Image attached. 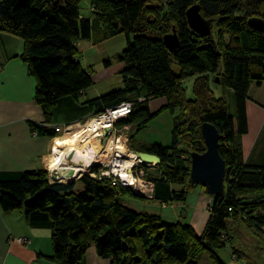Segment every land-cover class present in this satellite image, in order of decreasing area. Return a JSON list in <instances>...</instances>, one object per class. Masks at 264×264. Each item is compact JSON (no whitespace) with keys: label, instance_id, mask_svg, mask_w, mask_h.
I'll use <instances>...</instances> for the list:
<instances>
[{"label":"trees","instance_id":"1","mask_svg":"<svg viewBox=\"0 0 264 264\" xmlns=\"http://www.w3.org/2000/svg\"><path fill=\"white\" fill-rule=\"evenodd\" d=\"M80 1L0 0V32L22 40L20 59L36 81L33 99L44 121H29V126L36 134L57 137L53 126L48 127L53 109L63 99L77 100L92 86L90 72L79 62V41L132 35L117 56L123 87L82 105L96 116L134 102L131 114L115 127L135 125L136 131L162 111L173 115L169 145L139 150L160 160L152 173V166L139 164L153 185L152 195L145 198L111 179L99 180V166L68 183L51 182L43 169L0 172V209L21 210L31 227L48 230L52 254L45 258L56 264H82L91 247L110 264H198L202 252L209 254L211 264H223L217 250L226 245L234 260L264 264V166L246 164L240 145L248 130L249 89L264 82V33L248 25L250 18L264 19V0H90L92 18L81 16ZM194 5L212 21L207 37L187 25L185 13ZM172 32L179 46L170 52L162 38ZM187 79H193L190 99L183 86ZM211 83L231 93V105L225 96L215 97ZM150 99L165 104L152 113ZM202 124L218 132L225 173L224 192L211 197L201 235L191 226L126 207L125 197L162 208L184 203L200 187L189 183V154L206 150ZM229 222L249 228L262 244L239 246L235 231L228 233Z\"/></svg>","mask_w":264,"mask_h":264},{"label":"crops","instance_id":"2","mask_svg":"<svg viewBox=\"0 0 264 264\" xmlns=\"http://www.w3.org/2000/svg\"><path fill=\"white\" fill-rule=\"evenodd\" d=\"M88 42L92 44V41ZM22 52L23 42L18 36L0 32V172H26L41 169L47 171L46 159L53 142L52 138L36 134L29 126V121L43 123L44 116L41 108L34 102L36 81L29 74L26 64L20 59ZM110 64L104 62V67ZM122 68L121 63L116 64L114 71L119 73ZM99 73H101L99 82H96L95 77L91 75L92 88L105 82L106 76H111L105 71ZM263 86L264 82L260 86L253 84L249 89V99L245 107L248 130L240 137L243 159L246 164L254 166H264ZM91 87L77 100L63 99L53 109L48 127H66L94 117L93 109L82 104L103 94H100L98 89L90 91ZM229 94L231 96V93ZM160 101L161 104L160 102L153 104L158 101L148 100L150 112L158 111L165 104L163 99ZM172 125L173 115L168 111H162L139 131H136L135 125L120 127V131L124 140L129 137L130 148L138 153L142 147L152 144L168 146ZM149 185L152 195L153 185L151 183ZM197 200L208 208L211 197L202 188L197 187L189 193L185 203H194ZM173 205L162 208L158 203L150 200H135L132 203L135 211L158 215L164 222L170 224L175 223ZM205 224L206 222L203 224V230ZM190 226L195 231V226L191 224ZM196 235L201 234L196 233ZM17 237L25 238L27 244L15 243L13 239ZM51 254L48 230L31 227L21 210L3 212L0 209V264H56L45 258ZM82 264L110 263L108 260L99 258L95 249L91 247L86 251Z\"/></svg>","mask_w":264,"mask_h":264},{"label":"rangeland","instance_id":"3","mask_svg":"<svg viewBox=\"0 0 264 264\" xmlns=\"http://www.w3.org/2000/svg\"><path fill=\"white\" fill-rule=\"evenodd\" d=\"M80 8V13L81 16L86 17V18H92L91 14V9H90V0H81L79 4ZM154 20L151 18V22ZM161 21H157L155 25L151 28H156L158 24H160ZM150 31V30H149ZM151 33L154 32V30L150 31ZM132 40V35L126 36L125 34H120L112 38H108L106 40H103L101 42H96L90 44V42L84 40V41H79L77 43V51H78V58L79 62L81 64V67L93 76L95 77V81L99 82V76L101 73L100 71H105L108 72L109 75L111 76H106V81L103 83H99L94 86V88L91 87L90 91H93L94 89H98L100 91V94H107L115 90H119L123 87L122 80L119 76V73L117 71H114L116 68V64L118 65L120 62L117 59V56L121 54V52L127 47V42ZM109 61L111 64L107 65V67H104V62ZM110 69H107L109 68ZM109 70V71H108ZM107 74V75H108ZM192 85H193V79H187L184 81L183 86L185 88V95L187 99H190L192 97ZM264 87V86H263ZM211 90L213 91L214 95L216 98L225 96L227 99L228 103L231 105L232 103V98L230 96V92L223 90L221 87L218 85L212 84L211 83ZM155 103L161 104L160 99H155ZM164 101V100H163ZM159 106V105H158ZM79 133L82 132V127L77 129ZM117 130L116 136H120L121 140H117L113 138V135H107V137L102 140L100 139V151L103 152L106 145L107 141L111 140L113 141L114 146H119L122 147V142L126 144V152L129 153H135L133 150H131L129 146V137H127L125 140L121 136V131L120 128L117 126L115 127V131ZM76 131V130H75ZM72 133V132H71ZM71 134H67L66 136H70ZM107 140V141H106ZM114 150L110 151L104 159V164L99 165L100 171L102 172H109L110 171V165L108 164L109 160H112L111 158L114 159ZM136 154V153H135ZM125 160V159H124ZM48 166H47V173H48ZM150 173L154 172V166L151 167ZM98 174V172H97ZM154 174V173H153ZM131 175L136 179V182L139 183L141 186L139 189H135L134 187H130L134 193H138L137 195L144 196L145 198H148L151 196V191L150 188L151 186L149 185V182L145 180V173L144 171L139 168V164L134 165L133 168L131 169ZM51 181V180H50ZM75 181L73 180H68V181H63L61 180V183H68ZM118 181V179H117ZM52 182V181H51ZM80 188V186H78ZM146 188V189H145ZM133 201H135L134 198L130 197H125L123 199V202L126 207L130 208L131 210H134V207L132 206ZM204 206V207H202ZM172 209L175 212V223H179L180 225H194V229L196 233L201 234L203 230V224L207 220L208 216V211H207V206L204 205L200 200L195 201L194 203H175L172 206ZM203 221V222H202ZM202 222V223H201ZM227 229L228 233H234L235 240L238 242V245H244L248 247L259 245L260 243L262 244V239L258 238L249 228L245 227L244 225H239L236 226L235 223L229 222L227 223ZM217 255L220 261L223 264H244L241 261L234 260L232 257V252L230 250L229 245H226L224 248L218 249L217 250ZM209 262V263H208ZM211 260L209 258V254L207 252H202L201 257L199 259L198 264H211Z\"/></svg>","mask_w":264,"mask_h":264},{"label":"water","instance_id":"4","mask_svg":"<svg viewBox=\"0 0 264 264\" xmlns=\"http://www.w3.org/2000/svg\"><path fill=\"white\" fill-rule=\"evenodd\" d=\"M185 17L189 29L195 34L201 37L211 34L212 21L206 20L200 15L198 5L188 8ZM248 25L254 30L264 33V19L250 18ZM162 42L170 52L175 51L179 46L178 38L174 32L163 36ZM215 83H219L218 78L215 79ZM200 130L206 150L201 154L195 152L189 154V183L202 187L210 197H218L224 192L225 173V163L218 153L219 135L215 127L209 124H202ZM107 132L108 130L104 132L105 138ZM136 155L141 164L156 166L160 163L159 158L155 155L142 152H138ZM73 157L74 153H69L67 163L81 167L83 163L81 161L72 162ZM63 173L66 174V171L63 170Z\"/></svg>","mask_w":264,"mask_h":264},{"label":"bare ground","instance_id":"5","mask_svg":"<svg viewBox=\"0 0 264 264\" xmlns=\"http://www.w3.org/2000/svg\"><path fill=\"white\" fill-rule=\"evenodd\" d=\"M97 126V124H96ZM95 124H90L79 133V126L72 128L70 136L55 138L52 142L50 153L46 159L50 169H62L66 174H62L61 180L68 181L77 178L81 174H89L91 167L97 162L104 164L105 156L114 150V159L108 161L110 174L116 176L125 186L139 189L141 186L131 175V169L135 164V155L126 152L123 147L114 146L112 139L107 141L103 152L100 151V139ZM76 130V131H75ZM74 153L72 162L81 161L83 165H66L69 153ZM113 152V151H112ZM125 159V160H124ZM146 189V188H145Z\"/></svg>","mask_w":264,"mask_h":264},{"label":"built area","instance_id":"6","mask_svg":"<svg viewBox=\"0 0 264 264\" xmlns=\"http://www.w3.org/2000/svg\"><path fill=\"white\" fill-rule=\"evenodd\" d=\"M138 102H143V99H139ZM133 107H134V102H124V103H121L120 105H118L114 108L107 109L104 112H102L101 114L96 115L90 119H87L82 123H77V124L69 125L66 127L53 126L52 128H53L54 132L58 134V136L55 138L63 137V136H66L67 134H71L72 128L74 126H77V125L79 126V128L82 127V132H83L84 127L89 126L90 124L93 123V124H95V126L97 124V126L94 128V130H97V132L99 134V136H97V137L99 139L104 140L105 139L104 132H106L108 130V132L106 133V137H107V135H113L114 139L121 140L120 136H116L115 125L119 121L126 119L131 114ZM55 138H52V139L54 140ZM122 147L124 149L127 148L124 141L122 142ZM134 155H135V164L134 165L137 166V164H140V161L137 158V155L135 153H134ZM65 164L69 165L67 163V161L65 162ZM96 164L103 165L102 163H99V162H97ZM99 165H96V166H99ZM47 166H48V164H47ZM97 172H98L97 175H98L99 180H101L102 178H107V179H111L113 184L118 183L122 186H125L116 176L110 174V171L107 173V172H102V171H100V169H98ZM62 174H63L62 169H50V168H48L49 180H51L52 182H60ZM117 179H118V181H117ZM128 187H130V186H128ZM13 240L15 243H17L19 245H26L27 244V241L25 238L17 237Z\"/></svg>","mask_w":264,"mask_h":264}]
</instances>
